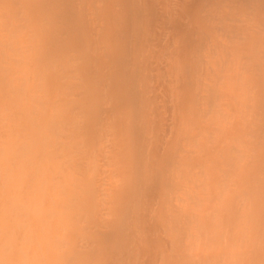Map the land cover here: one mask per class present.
I'll return each mask as SVG.
<instances>
[{
	"label": "clouds",
	"instance_id": "1",
	"mask_svg": "<svg viewBox=\"0 0 264 264\" xmlns=\"http://www.w3.org/2000/svg\"><path fill=\"white\" fill-rule=\"evenodd\" d=\"M0 264H264V0H0Z\"/></svg>",
	"mask_w": 264,
	"mask_h": 264
}]
</instances>
